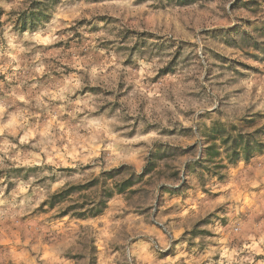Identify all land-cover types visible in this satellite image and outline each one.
Returning <instances> with one entry per match:
<instances>
[{
  "label": "clouds",
  "instance_id": "clouds-1",
  "mask_svg": "<svg viewBox=\"0 0 264 264\" xmlns=\"http://www.w3.org/2000/svg\"><path fill=\"white\" fill-rule=\"evenodd\" d=\"M0 264H264V0H0Z\"/></svg>",
  "mask_w": 264,
  "mask_h": 264
},
{
  "label": "trees",
  "instance_id": "trees-1",
  "mask_svg": "<svg viewBox=\"0 0 264 264\" xmlns=\"http://www.w3.org/2000/svg\"><path fill=\"white\" fill-rule=\"evenodd\" d=\"M92 183H93L92 181L89 182V184H92ZM89 184L67 187L63 191L54 193L51 200L46 201V203L49 206V209H54L56 206L64 203L65 201L69 200L73 196H77L78 199H83L89 192ZM86 203H87V200L84 199V203L69 204L67 208H64L63 210L59 212V215L65 216L69 212H71L73 216L83 217L86 215V213L79 211V209L83 208L84 204ZM91 211L92 210L89 209V212Z\"/></svg>",
  "mask_w": 264,
  "mask_h": 264
},
{
  "label": "rangeland",
  "instance_id": "rangeland-1",
  "mask_svg": "<svg viewBox=\"0 0 264 264\" xmlns=\"http://www.w3.org/2000/svg\"><path fill=\"white\" fill-rule=\"evenodd\" d=\"M63 171H72V169H70V168H64V169H62ZM14 172H17V173H20V172H25V169L24 168H20V169H14L13 170ZM33 171H35V168H28L27 169V171H26V175H27V173H31V172H33ZM89 182H91V181H89ZM77 185H83V184H73V185H71L70 187H72V186H77ZM46 203V202H45ZM62 204H64V203H62ZM62 204H59V205H62ZM58 205V206H59ZM58 206H56L54 209H56ZM54 209H50V210H54ZM64 209V208H63ZM62 209V210H63ZM57 215L58 216H62V215H59V212L57 213Z\"/></svg>",
  "mask_w": 264,
  "mask_h": 264
}]
</instances>
